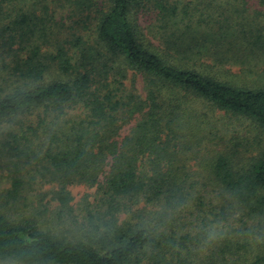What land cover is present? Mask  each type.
<instances>
[{"label":"trees","instance_id":"1","mask_svg":"<svg viewBox=\"0 0 264 264\" xmlns=\"http://www.w3.org/2000/svg\"><path fill=\"white\" fill-rule=\"evenodd\" d=\"M208 2L0 0V262L264 264V0Z\"/></svg>","mask_w":264,"mask_h":264},{"label":"rangeland","instance_id":"2","mask_svg":"<svg viewBox=\"0 0 264 264\" xmlns=\"http://www.w3.org/2000/svg\"><path fill=\"white\" fill-rule=\"evenodd\" d=\"M205 4H207V5L209 4L208 0H205ZM47 189H49L48 185L44 187V190H47ZM82 194H83V191L80 188H76V189L74 188V195H75L76 199H79L80 196H82ZM0 264H5V263L0 262Z\"/></svg>","mask_w":264,"mask_h":264},{"label":"clouds","instance_id":"3","mask_svg":"<svg viewBox=\"0 0 264 264\" xmlns=\"http://www.w3.org/2000/svg\"><path fill=\"white\" fill-rule=\"evenodd\" d=\"M218 239V234L215 231H210L207 236V242L213 243Z\"/></svg>","mask_w":264,"mask_h":264}]
</instances>
